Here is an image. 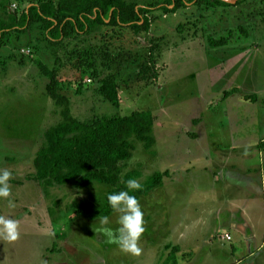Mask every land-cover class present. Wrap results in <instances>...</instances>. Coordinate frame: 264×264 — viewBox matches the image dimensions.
Returning <instances> with one entry per match:
<instances>
[{
  "label": "rangeland",
  "instance_id": "rangeland-1",
  "mask_svg": "<svg viewBox=\"0 0 264 264\" xmlns=\"http://www.w3.org/2000/svg\"><path fill=\"white\" fill-rule=\"evenodd\" d=\"M38 1L12 0L10 10L20 12ZM127 1L136 8L160 3L144 14L148 31L107 22L58 47L46 38L43 24H35L0 43V170L12 173L11 196L0 198V215L20 223L15 242L0 241V264H264L258 178L249 179L247 194L212 175L213 165L220 164L215 150L230 143L235 128L238 135L245 130L243 141L253 147L255 118L236 108L237 96L231 102L220 96L235 94L240 86L242 101L264 106V0H245L249 4L239 11L194 2L169 13L161 9L166 0ZM0 17L7 18L1 12ZM220 39L227 44L211 46ZM40 63L56 69L60 91L78 120L146 111L154 116V145L134 141L123 171L138 170L140 185L157 171L163 175L161 187L138 199L145 228L139 255L97 236L103 218L75 211L104 200L107 186L77 188L70 182L45 194L35 178L33 161L46 143L45 131L62 120L46 93L49 75ZM109 75L118 84L119 107L100 92ZM211 107L214 121L204 128L197 121L209 120ZM8 199L15 208L8 207ZM108 217L116 227L117 214ZM225 233L232 240H225Z\"/></svg>",
  "mask_w": 264,
  "mask_h": 264
},
{
  "label": "trees",
  "instance_id": "trees-1",
  "mask_svg": "<svg viewBox=\"0 0 264 264\" xmlns=\"http://www.w3.org/2000/svg\"><path fill=\"white\" fill-rule=\"evenodd\" d=\"M161 6L166 12H173L190 3H198L209 8L231 7L235 4L222 0H166ZM12 0H0V43L7 35L26 34L35 24H43L46 38L52 46H61L74 37L95 31L99 26H130L135 32L148 31L150 22L145 13L160 7L153 2L149 7H138L127 0H39L30 3L22 11L10 10ZM170 6H173L170 9ZM151 8V9H150ZM211 46H224L226 39L210 41ZM43 74L49 75L46 93L55 105L61 109L62 120L45 131L46 143L34 158L35 178L45 194L55 185L73 182L77 188H85L95 182L108 187L104 200L97 205L84 203L83 209L76 212H88L91 218L110 216L107 195L127 191L126 181L140 177L138 170L123 172L127 161L135 150L134 141L146 148L154 145L153 127L155 118L151 112H135L126 116L95 117L89 121L76 119L70 108L69 99L60 91L57 71L40 63ZM97 76V73L93 74ZM106 101L119 107L118 84L113 75L102 81L100 89ZM163 175L157 171L148 176L141 184V190L129 194L137 199L148 195L163 184ZM82 208V207H81ZM89 209L91 211H88Z\"/></svg>",
  "mask_w": 264,
  "mask_h": 264
},
{
  "label": "crops",
  "instance_id": "crops-1",
  "mask_svg": "<svg viewBox=\"0 0 264 264\" xmlns=\"http://www.w3.org/2000/svg\"><path fill=\"white\" fill-rule=\"evenodd\" d=\"M250 1H244L239 5L233 6L234 10H238L239 8H241L242 10L244 9V7L249 4ZM243 7V8H242ZM221 8V7H219ZM238 8V9H236ZM240 10V11H242ZM239 88L238 92L240 91L241 87L237 86ZM233 88H236L233 87ZM230 94H226L225 97H221V101L225 102L224 100L227 101H236L233 100L235 96L238 97V99L240 100V106H236V108L239 109V111L241 113H243V115L246 118H255V122L250 124V128L252 131L256 132V136L253 139V147H250L248 145H245L246 141H243V136L245 135L244 131L243 133L238 135V129L235 128L233 132H231L232 134H230V143L223 145V149L222 150H215V153L217 155L216 159H219V165L214 164L213 165V169L212 172L213 174V178L215 179V181H219V179H225L226 180V185L227 183L230 181L231 186L233 184V186H239L240 190L242 189V191H244V193H251V191L249 190H245V187L248 188L249 185V179L251 178L253 181H255V183L257 182V178H258V186L261 187L262 189V194L264 195V133L260 132V128L261 125L264 123V106L259 105L258 102H256L255 100L250 101L249 103H246L244 101H242L241 96L237 93H232V91H227ZM224 93V92H223ZM222 93V94H223ZM221 94V95H222ZM225 104V103H224ZM224 110V108H223ZM212 107L209 108L208 110V119L215 117V114H212L213 112ZM239 112V113H240ZM219 113V112H217ZM224 113L228 114L229 111H227V109L225 108ZM240 113V114H241ZM205 116V114L203 115ZM202 116V117H203ZM243 116V117H244ZM201 117V118H202ZM207 120V117L202 120V121H197V123L200 122H204L203 127L205 128V122H213L214 120ZM199 125V124H198ZM248 126H245V129H247ZM243 134V136H242ZM240 136H242V138L240 139ZM236 138V139H235ZM243 144V145H242ZM222 145H220L221 147ZM234 151V152H232ZM257 157V160L255 162V165H252L251 161L253 159H255ZM223 170L220 171V175H217V171L219 168H222ZM212 168V167H211ZM179 170V169H177ZM210 171V170H209ZM251 171H254L255 173H251ZM233 174V175H232ZM246 181V183H244L243 181ZM249 189V188H248ZM224 231H226L224 229ZM248 233V232H245ZM211 237H212V233ZM253 238V237H252ZM231 240H232V236H231ZM249 249V248H248ZM252 250V249H251ZM244 255V253L239 256L238 258L242 257ZM251 256L254 255V252L252 251ZM254 257V256H253Z\"/></svg>",
  "mask_w": 264,
  "mask_h": 264
},
{
  "label": "clouds",
  "instance_id": "clouds-1",
  "mask_svg": "<svg viewBox=\"0 0 264 264\" xmlns=\"http://www.w3.org/2000/svg\"><path fill=\"white\" fill-rule=\"evenodd\" d=\"M12 173L0 170V198L11 196L9 180ZM127 191L114 192L107 195V201L113 213L117 214L116 227L109 217L105 216L96 230L97 236L106 242L115 244L120 251L139 255L138 243L145 231L144 214L138 199L129 193L141 190V185L134 179L126 181ZM13 200L8 199V207L15 208ZM20 223L18 220L0 215V241L15 242L19 238Z\"/></svg>",
  "mask_w": 264,
  "mask_h": 264
},
{
  "label": "water",
  "instance_id": "water-1",
  "mask_svg": "<svg viewBox=\"0 0 264 264\" xmlns=\"http://www.w3.org/2000/svg\"><path fill=\"white\" fill-rule=\"evenodd\" d=\"M226 3L235 4L238 0H222Z\"/></svg>",
  "mask_w": 264,
  "mask_h": 264
},
{
  "label": "built area",
  "instance_id": "built-area-1",
  "mask_svg": "<svg viewBox=\"0 0 264 264\" xmlns=\"http://www.w3.org/2000/svg\"><path fill=\"white\" fill-rule=\"evenodd\" d=\"M223 238L225 240H231V236L228 233H225L224 236H223Z\"/></svg>",
  "mask_w": 264,
  "mask_h": 264
}]
</instances>
